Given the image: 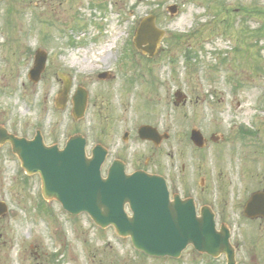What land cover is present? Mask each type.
I'll return each mask as SVG.
<instances>
[{"label": "rangeland", "instance_id": "1", "mask_svg": "<svg viewBox=\"0 0 264 264\" xmlns=\"http://www.w3.org/2000/svg\"><path fill=\"white\" fill-rule=\"evenodd\" d=\"M152 14L165 30L158 51L138 52L127 66L135 32ZM38 48L48 61L35 83L28 72ZM118 67L117 113L130 116L120 135L140 120L167 124L162 174L213 207L218 226L231 229L237 264H264V220L243 212L264 191V0H0V126L10 132L31 139L41 130L48 145H65L70 120L54 104L63 77L80 81L89 70ZM177 90L185 104H175ZM194 127L225 138L197 149ZM126 146L131 162L145 161V144ZM26 176L12 145L0 144V202L8 206L0 216V264H227L191 245L178 258L145 256L129 237L44 199L40 175Z\"/></svg>", "mask_w": 264, "mask_h": 264}, {"label": "water", "instance_id": "2", "mask_svg": "<svg viewBox=\"0 0 264 264\" xmlns=\"http://www.w3.org/2000/svg\"><path fill=\"white\" fill-rule=\"evenodd\" d=\"M174 8L170 7L173 11ZM155 18V15L144 18L134 39L138 48L151 55L163 35ZM46 58V52L38 50L30 72L34 81L41 77ZM5 141L12 143L28 173L41 174L42 191L47 199H58L73 214L87 211L102 227L114 225L119 234L131 237L137 249L156 256L179 257L185 248L193 245L213 256L225 253L228 263L235 264V249L228 227L222 225L218 230L215 215L208 207H203L198 216L192 198L182 200L176 196L171 202L163 177L142 171L128 175L123 165L115 163L104 178L101 165L105 153L96 147L94 156L88 158L86 139L81 135L71 137L60 149L58 145H46L40 132L28 140L0 127V142ZM246 213L251 217L264 216V193L252 196Z\"/></svg>", "mask_w": 264, "mask_h": 264}, {"label": "flooded vegetation", "instance_id": "3", "mask_svg": "<svg viewBox=\"0 0 264 264\" xmlns=\"http://www.w3.org/2000/svg\"><path fill=\"white\" fill-rule=\"evenodd\" d=\"M138 52L140 53L142 51L136 50L133 56L126 62L127 66V63L131 61L133 57L136 58ZM105 71H108L109 73L107 72L102 74V72ZM113 73L114 72L111 70H104L101 68V70L95 72L90 70L87 71V74L82 76L80 81H77L72 77L64 80V83H67L69 86L68 100L66 102L67 105L64 109L71 125L68 129L69 137L72 134L81 133L84 137H86L88 145L91 148L99 146L100 148L107 150L105 163L103 165V172H105V174L106 170H108L110 165L116 160L122 161L126 165L128 172H134L136 170H143L155 174L167 172L169 166L168 140L170 138L167 124L164 128H159L152 120L140 121L135 126V131L132 130L131 127V130L126 129L120 135L122 123L126 124L130 116L125 110H122L120 114L117 113L120 109L117 108L114 100V94L119 92L120 85L115 87L113 82L118 79V76H115V73ZM130 82L131 80H129V86L126 91H129V87L134 84L133 79L132 82ZM64 83L57 90V93L62 90ZM79 92L86 98L87 101L83 116L80 119H75V100ZM104 111L110 112L112 116H104ZM145 124L152 126V129L155 128L154 135L152 137L153 139H142L140 129ZM73 126H76L75 130L72 129ZM115 140L118 141L117 144H115ZM130 141L134 143L141 142L146 145L145 150L147 154L144 162L140 161L141 157H138V163H133L128 159V156L132 153V151L130 150V147H127L126 145L129 144ZM208 142L209 140L207 139L206 143ZM156 161L159 162L154 164ZM130 164H134L132 170L129 169ZM153 165L157 168L153 169ZM183 168H185V165H183ZM166 178L169 183L172 198H174L175 194H180L183 198L191 197V195H184L181 191H179V187L176 182L169 179L168 176H166ZM195 199L197 207L204 205L199 204L196 196Z\"/></svg>", "mask_w": 264, "mask_h": 264}]
</instances>
